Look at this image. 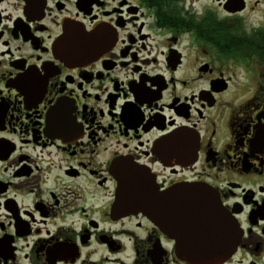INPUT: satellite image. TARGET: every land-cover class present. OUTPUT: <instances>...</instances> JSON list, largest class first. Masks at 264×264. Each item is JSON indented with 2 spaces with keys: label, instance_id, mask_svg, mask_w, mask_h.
I'll return each mask as SVG.
<instances>
[{
  "label": "flooded vegetation",
  "instance_id": "1",
  "mask_svg": "<svg viewBox=\"0 0 264 264\" xmlns=\"http://www.w3.org/2000/svg\"><path fill=\"white\" fill-rule=\"evenodd\" d=\"M177 240L264 264V0H0V264H193Z\"/></svg>",
  "mask_w": 264,
  "mask_h": 264
},
{
  "label": "water",
  "instance_id": "2",
  "mask_svg": "<svg viewBox=\"0 0 264 264\" xmlns=\"http://www.w3.org/2000/svg\"><path fill=\"white\" fill-rule=\"evenodd\" d=\"M141 172L136 168L129 170L128 178L124 179V209L126 211H135L138 207V196L134 193L128 194L131 188H137L140 185L148 187L144 184L148 183L147 179H141ZM132 179V180H131ZM127 182L130 183L127 186ZM211 196V195H210ZM121 207V205H120ZM204 218L200 221L208 223V230L214 236H227L223 223L227 222L226 213L222 207L212 206L209 202L208 208L203 210ZM222 222V223H221ZM229 227V225H228ZM184 245L182 251L183 259L193 264H218L224 261L234 250L238 240H177ZM188 246L189 248H186ZM207 253V254H206Z\"/></svg>",
  "mask_w": 264,
  "mask_h": 264
}]
</instances>
